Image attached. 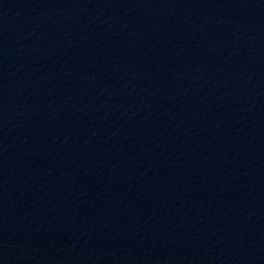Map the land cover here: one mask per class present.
Here are the masks:
<instances>
[{
	"label": "water",
	"instance_id": "obj_1",
	"mask_svg": "<svg viewBox=\"0 0 264 264\" xmlns=\"http://www.w3.org/2000/svg\"><path fill=\"white\" fill-rule=\"evenodd\" d=\"M0 264H264V0H0Z\"/></svg>",
	"mask_w": 264,
	"mask_h": 264
}]
</instances>
